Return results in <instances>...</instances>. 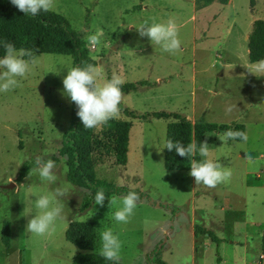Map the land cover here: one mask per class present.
<instances>
[{"label":"rangeland","instance_id":"374dc122","mask_svg":"<svg viewBox=\"0 0 264 264\" xmlns=\"http://www.w3.org/2000/svg\"><path fill=\"white\" fill-rule=\"evenodd\" d=\"M151 2L141 10L144 0H54L53 11L82 31L86 44L89 35L103 29L101 44L88 51L103 69L98 82L110 80L113 73L126 83L139 82L133 90L122 89L123 107L138 115L162 110L191 122L243 124L247 143L222 142L218 136L224 132H207L203 142L209 157L199 155L200 162L211 159L230 169L231 178L207 188L194 183L191 168L165 169V127L174 119L125 117L120 108L118 119L131 121L127 161L120 165L102 157L95 172L98 178L138 190L140 199L127 223L114 219L127 194L81 209L85 189L66 180L65 158L58 155L69 125L62 80L72 60L32 53L24 57L31 71L17 77L20 86L0 92V233L3 221L10 222L9 245L0 239V264H70L79 251L64 236L72 220L93 222L95 251H101V234L110 229L121 241V264H155V252L167 264H247L259 249L264 227V76L246 67L255 64L247 60V36L252 21L264 19V0H255L253 7L249 0L202 7L193 0ZM169 19L179 27L181 46L174 54L163 52L136 29ZM249 156L254 164L248 163ZM37 157L55 161L54 183L33 171ZM25 161L35 166L18 182ZM57 188L68 195L59 198L63 218L56 221L55 231L43 236L29 232L27 223L38 214L32 194L51 195ZM195 226L211 231L218 241L200 232L193 235Z\"/></svg>","mask_w":264,"mask_h":264},{"label":"trees","instance_id":"16d2710c","mask_svg":"<svg viewBox=\"0 0 264 264\" xmlns=\"http://www.w3.org/2000/svg\"><path fill=\"white\" fill-rule=\"evenodd\" d=\"M229 0H194L195 7H202L212 2L227 4ZM251 7L255 0H249ZM8 41L19 50L29 49L32 53H52L67 55L72 60V67L95 66V60L88 54L89 48L83 39L82 31L71 26L62 14L53 10L41 11L38 15H25L19 11L10 0H0V57L5 55L3 42ZM247 60L255 63L264 60V19H254L247 36ZM139 82H128L121 90H133ZM143 83V82H140ZM125 117L148 119L149 117L174 120L168 121L165 127V142L179 141L185 146L195 141L197 146L204 140L207 132H226L228 130L244 132L241 123H214L202 119L191 122L176 112L151 111L136 114L134 111L119 106ZM77 105L69 98V125L61 139L58 155L65 158L66 180L74 186L85 189L81 209L87 208L94 201L98 190L103 189L106 198L114 194H128L138 190L127 186L116 185L111 181L98 178L95 172V162L102 157H112L116 164L124 165L127 161L128 135L131 121L127 118L109 120L98 132L95 129H85L77 113ZM245 133V132H244ZM241 141L240 139H234ZM164 147V146H163ZM53 159H57L53 157ZM200 162L199 152L195 157H180L174 150L163 148V166L167 170H188L192 161ZM35 166L33 161L21 164L16 180L21 182ZM195 234L200 232L218 241L209 230L195 226ZM65 239L75 245L79 251L72 256L70 264H117L104 259L100 251H95L96 230L93 222L72 220L68 223ZM0 239L3 245L10 243V222L5 219L2 223ZM260 250L264 255V227L261 235ZM155 264H167L159 252L151 257ZM118 264H121L118 261ZM262 264V263H261Z\"/></svg>","mask_w":264,"mask_h":264},{"label":"clouds","instance_id":"9594fccd","mask_svg":"<svg viewBox=\"0 0 264 264\" xmlns=\"http://www.w3.org/2000/svg\"><path fill=\"white\" fill-rule=\"evenodd\" d=\"M10 3L23 14L32 16L38 15L41 11L48 12L54 9V0H10ZM136 29L141 37H148L151 43L159 45L163 52L174 54L180 50L179 27L173 19H169L166 23L141 25ZM103 36V29L97 28L94 34L87 37V41L91 46L96 47L101 44ZM3 47L5 55L0 57V92H8L20 86L17 77H26L31 71L30 62L24 57L31 58L33 54L29 49L17 50L8 41L3 42ZM32 63L35 61L32 60ZM246 68L257 77L264 76V60L257 61L251 67ZM102 74V67L88 64L83 68L72 67L67 70V74L62 80V94L67 95L77 105L76 115L85 129H99L109 120L118 119L120 116L119 106L123 99L121 86L126 81L120 75L113 73L110 80L101 84L98 79ZM218 138L222 142H226L228 139H240L244 143L248 141L246 133L232 130L226 131ZM163 148L169 151L174 150L183 158L195 157L197 151L201 157H209L207 141L201 142L198 147L195 141L185 146L179 141L167 140ZM247 160L249 164L255 163L251 156ZM36 164L38 167L33 171L38 173L42 181L54 183L57 180L54 171L56 169L55 161L52 159L45 161L43 158L37 157ZM190 168L189 175L194 179V183L202 184L207 188H215L218 184L228 181L232 175L230 169H222L220 164L211 159H205L202 162L193 160ZM32 195L36 196L35 207L38 214L29 219L26 225L27 230L37 236L50 234L55 231L56 221L63 218V205L60 204L59 198L68 195L67 190L57 188L51 195L37 193ZM105 199L104 190L100 189L95 194L94 203L103 206ZM139 199L138 193L129 192L122 198L123 206L115 212L114 219L117 222L127 223L133 215ZM101 240L100 255L104 259L118 264L122 246L119 238L109 229L102 232Z\"/></svg>","mask_w":264,"mask_h":264},{"label":"crops","instance_id":"0c3cea01","mask_svg":"<svg viewBox=\"0 0 264 264\" xmlns=\"http://www.w3.org/2000/svg\"><path fill=\"white\" fill-rule=\"evenodd\" d=\"M153 4L154 3L151 2V0H149V3L146 2V0H144V4H141L140 5V9L141 10H146V9H148V7H151ZM193 4H194V2H193ZM204 229H206V228H204ZM194 234H195V232H194V227H193V235ZM263 256L264 255L261 253V250H260V247H259V249L257 250V252L252 256V258L248 260V263L247 264H261L262 263Z\"/></svg>","mask_w":264,"mask_h":264},{"label":"built area","instance_id":"2783aa9c","mask_svg":"<svg viewBox=\"0 0 264 264\" xmlns=\"http://www.w3.org/2000/svg\"><path fill=\"white\" fill-rule=\"evenodd\" d=\"M89 49H94L95 47L91 46L89 43L87 44Z\"/></svg>","mask_w":264,"mask_h":264},{"label":"water","instance_id":"95a60500","mask_svg":"<svg viewBox=\"0 0 264 264\" xmlns=\"http://www.w3.org/2000/svg\"><path fill=\"white\" fill-rule=\"evenodd\" d=\"M262 264H264V256H263V258H262Z\"/></svg>","mask_w":264,"mask_h":264}]
</instances>
